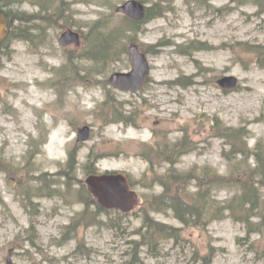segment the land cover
<instances>
[{
    "label": "rangeland",
    "instance_id": "1",
    "mask_svg": "<svg viewBox=\"0 0 264 264\" xmlns=\"http://www.w3.org/2000/svg\"><path fill=\"white\" fill-rule=\"evenodd\" d=\"M12 1L5 10L27 17L41 13L45 20L29 26L31 39L24 38L26 23L17 20L16 38L0 54V264H264V170L258 156L260 149L264 154L263 6L253 0H168L164 15L137 32L126 30L113 57L95 59L96 26H120L123 15L116 9L128 0ZM140 1L153 7L158 0ZM65 9L68 16L62 17ZM68 28L80 32V45L60 43ZM133 41L151 65L146 86L135 92L110 82L113 73L132 69ZM245 42L259 46L258 53ZM193 43L207 48L182 52ZM225 75H235L238 85L220 87L218 79ZM85 125L91 127L90 139L78 141ZM228 128L241 132L236 149L251 152L233 151ZM184 140L188 150L174 167L234 176L233 187L214 193L222 203L238 193L239 218L227 211L205 224L184 225L171 209L152 211L156 219L182 227V239H164L156 254L143 247L140 260H131L127 250L138 238L133 233L142 226L147 200L164 192L155 178L171 167L157 153ZM147 150L154 166L143 155ZM168 155L175 159V153ZM90 167L128 174L141 204L123 215L85 204L82 185L87 188ZM251 171L257 175L256 208L240 196V183ZM44 177L55 191L39 196ZM196 185L193 179L187 188L194 193ZM28 188L32 193H26ZM85 209L86 217L96 216V221H84L60 241ZM32 220L41 247L24 239ZM79 240L89 251L73 254Z\"/></svg>",
    "mask_w": 264,
    "mask_h": 264
},
{
    "label": "trees",
    "instance_id": "2",
    "mask_svg": "<svg viewBox=\"0 0 264 264\" xmlns=\"http://www.w3.org/2000/svg\"><path fill=\"white\" fill-rule=\"evenodd\" d=\"M168 0H158L153 7L147 8V14L146 17L142 20H132L126 16L122 17V22L120 26H112L108 28L107 30L103 29V26L98 23L96 26L97 33L95 34V37L93 39L92 43V50H93V57L95 59L100 58H111L115 55V50H117V45L119 41L121 40L122 36L125 35L126 30L137 32L139 28L147 23L149 20L162 16L167 11V7H165L163 4ZM202 1V0H199ZM205 2L209 0H204ZM231 1H238L243 2L244 0H231ZM257 4H261L263 6L264 10V0H253ZM14 2L12 0H0V11L4 12L8 19H9V33L7 38L0 43V54L4 51V49H9L11 45V40L16 38V32L18 30L19 25H15V22L19 20L22 24L26 23V28L23 29L25 34L24 38L31 39V31L29 30V26L31 24L36 25V21L33 22L35 19H41L45 20L44 14L36 13L34 15H31L30 17L25 16L21 12L15 14V12L10 8V10H5L6 6L13 5ZM45 8V6H44ZM42 8V9H44ZM47 9V8H46ZM68 9H65L63 11L62 17L68 16L67 13ZM101 30V31H100ZM18 34V33H17ZM20 36V35H18ZM134 42V41H133ZM245 45L251 48L250 52H256L258 53L259 46L253 45L251 43L245 42ZM165 45H168L165 44ZM206 47L203 44H191L187 47L186 50L182 51L183 53L190 54V51L196 48H203ZM207 48V47H206ZM209 48V47H208ZM192 53V52H191ZM181 82V81H180ZM187 82H182L181 84L183 86H186ZM130 121L129 119H126V122ZM216 124H219V120H216ZM227 132L225 133L230 140H233L234 148L233 151L241 152V153H247L248 151L251 152L250 149H247L246 147H241L239 150L236 149V142L239 140L241 136V132L239 130H233L231 129H225ZM188 143V142H187ZM186 141H181L180 143L173 144L170 149L166 150H160L157 153V157L161 159L162 161H169L171 164V167L167 170V172L162 176H157L158 178H155V181L160 183V185L164 186V192L160 195H155L151 199L147 200V206L144 208V216H143V223L142 226L133 233L138 238L132 239L130 241L131 249L127 250L128 254L131 256V260H140L139 257L142 253V248L146 247L148 252H151L153 254L157 253L158 246L164 242V239L166 240H172L174 239L176 242L181 241V237L183 236V228L182 227H176L167 223H164L155 217L151 216V212H166L168 209H171L174 211V216L178 218L184 225H190L192 222H196L197 224H205L208 220L218 219L225 216V213L228 211L232 213V216H235L236 218H239L236 214V207L239 205L238 200V193L231 199L230 201H226L224 203L219 202L216 197L214 191L217 188L224 187V186H234L236 184V181L234 176H224L219 174L216 171L205 169L203 172H199L195 169L188 170L187 172L179 171L174 167L175 161L178 160L183 154L187 152L188 149H186ZM260 144H258L259 146ZM258 148V147H257ZM152 153V152H151ZM174 154L175 153V159L172 160L170 155L168 154ZM150 152L147 150L146 153L143 152V155H145V159H150L152 166L155 165V161L152 158H149ZM259 156V162L261 163V170H264V154L263 151L260 149L258 151ZM75 154H72V158L69 161V164L73 166ZM92 164V163H89ZM69 165V166H70ZM74 167V166H73ZM2 167L0 166V169ZM6 170V169H4ZM10 173L13 172V170H6ZM98 173L95 169L92 167L89 168V173ZM214 173V175H211L210 173ZM252 177H251V175ZM249 173L248 178H244L243 181L240 183L242 194L240 195L242 198L243 203H250L251 208H256L259 206L260 199H259V193L257 191H254L253 186V180L255 177H257L256 173L254 171H251ZM28 176V173H22L21 176ZM66 175H69L67 172ZM73 176L70 174L69 178H72ZM24 179V178H23ZM197 181V191L192 193L189 188H187V185H190L191 180ZM44 183H42L38 187V195L44 196L50 195L51 192L55 191V189H50V187L54 184L53 181H50L49 179L44 177ZM171 180H175L178 184L173 185L171 184ZM260 180L264 181V175L260 176ZM189 182V183H188ZM175 187V192L170 193L171 187ZM82 188L84 189V194L81 193V200L85 202V204L92 205L90 203H94L98 207V211H102L105 213H110L111 211L108 209H105L101 207L97 200L94 198V196L88 191V189L85 187V184L82 185ZM50 189V190H48ZM48 190V191H46ZM48 192V193H47ZM26 193H32V190L28 188L26 190ZM263 202H264V196ZM264 204V203H263ZM86 205V206H87ZM148 208V210H147ZM264 208V205H263ZM87 210L85 209L82 212V218L74 220L72 223L68 224L66 226V229L64 230L63 236L60 239V241L65 242L69 236H72L71 233L76 231L78 227L83 224L84 221L89 222H95L97 217L96 216H87ZM116 213H119L120 215H123L120 211L113 210ZM88 219V220H87ZM27 234L24 237L25 240L30 241L33 244V247H41L40 241L41 236L39 234L37 225L34 223V221H31L30 227L27 229ZM89 247L86 246L83 242V240L78 241V245L73 252V254H83L85 251H89Z\"/></svg>",
    "mask_w": 264,
    "mask_h": 264
},
{
    "label": "water",
    "instance_id": "3",
    "mask_svg": "<svg viewBox=\"0 0 264 264\" xmlns=\"http://www.w3.org/2000/svg\"><path fill=\"white\" fill-rule=\"evenodd\" d=\"M128 17L140 20L146 16L147 7L140 0H128L119 5L116 9ZM9 19L0 11V43L3 42L9 33ZM81 34L74 29H67L62 33L60 43L68 45L81 44ZM130 59L132 69L130 71H117L110 77V82L126 90H140L144 87L148 76L151 73V65L148 56L138 44L130 46ZM238 78L235 75H225L218 80L221 87L235 88L238 85ZM90 126H84L78 136L79 141L90 139ZM89 191L98 200L100 206L109 210H119L123 213L133 211L140 204L138 192L132 189L129 178L121 172H110L102 174H91L85 180ZM9 252V259L11 253Z\"/></svg>",
    "mask_w": 264,
    "mask_h": 264
},
{
    "label": "flooded vegetation",
    "instance_id": "4",
    "mask_svg": "<svg viewBox=\"0 0 264 264\" xmlns=\"http://www.w3.org/2000/svg\"><path fill=\"white\" fill-rule=\"evenodd\" d=\"M146 84H147V82H146ZM81 129V128H80ZM80 129H79V131H80Z\"/></svg>",
    "mask_w": 264,
    "mask_h": 264
}]
</instances>
